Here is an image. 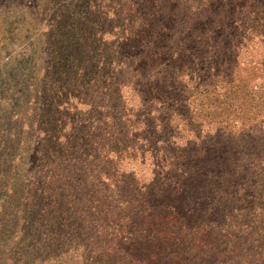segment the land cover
<instances>
[{
  "label": "trees",
  "instance_id": "trees-1",
  "mask_svg": "<svg viewBox=\"0 0 264 264\" xmlns=\"http://www.w3.org/2000/svg\"><path fill=\"white\" fill-rule=\"evenodd\" d=\"M0 16V264H264V0Z\"/></svg>",
  "mask_w": 264,
  "mask_h": 264
},
{
  "label": "rangeland",
  "instance_id": "rangeland-1",
  "mask_svg": "<svg viewBox=\"0 0 264 264\" xmlns=\"http://www.w3.org/2000/svg\"><path fill=\"white\" fill-rule=\"evenodd\" d=\"M14 52H18V49H15ZM28 53L29 52L26 51L25 54L23 55V52H22L21 53V59L20 60H26V56H25L26 54H27V56H31V54H28ZM16 57H17V55L15 57H13V58H16ZM9 61H10L9 55H8V57H5V58L2 59V61H0V64L4 65V67H5V68H3V70H6ZM33 103H36V101L35 100H31V104H30L29 107L31 109H33V113H36L37 114L38 111H39V105H37V104L33 105Z\"/></svg>",
  "mask_w": 264,
  "mask_h": 264
}]
</instances>
